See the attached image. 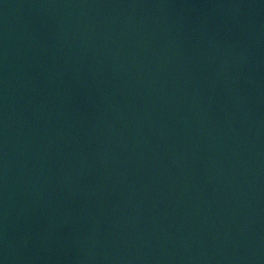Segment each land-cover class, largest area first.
Segmentation results:
<instances>
[{
    "label": "water",
    "instance_id": "obj_1",
    "mask_svg": "<svg viewBox=\"0 0 264 264\" xmlns=\"http://www.w3.org/2000/svg\"><path fill=\"white\" fill-rule=\"evenodd\" d=\"M0 264H264V0H0Z\"/></svg>",
    "mask_w": 264,
    "mask_h": 264
}]
</instances>
